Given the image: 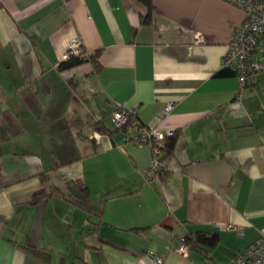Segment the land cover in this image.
<instances>
[{
  "label": "crops",
  "instance_id": "0c3cea01",
  "mask_svg": "<svg viewBox=\"0 0 264 264\" xmlns=\"http://www.w3.org/2000/svg\"><path fill=\"white\" fill-rule=\"evenodd\" d=\"M150 1L143 23L139 0H0V264H234L264 235V74L237 98L223 65L243 12ZM75 37L97 70L59 67ZM117 109L173 131L165 170L147 177L150 145L94 129ZM197 231L217 246L181 255Z\"/></svg>",
  "mask_w": 264,
  "mask_h": 264
},
{
  "label": "built area",
  "instance_id": "2783aa9c",
  "mask_svg": "<svg viewBox=\"0 0 264 264\" xmlns=\"http://www.w3.org/2000/svg\"><path fill=\"white\" fill-rule=\"evenodd\" d=\"M231 4L243 12L242 21L236 25L228 42V49L223 59V65L233 71L237 78L236 97L242 91L257 82L258 76L264 74V0H229ZM83 48L78 38H73L66 49L65 59L71 56L83 55ZM85 55V54H84ZM168 109V108H167ZM110 120L115 127H120L127 121L134 134H125L126 140L152 147V158L145 175L149 178L159 170H165L161 161L162 148L166 137L173 131L163 132L154 126L142 125L134 110L117 109L112 112ZM178 252L186 256L188 247L184 242ZM154 264H162L163 258L152 256ZM234 264H264V235L251 245L239 250L232 258Z\"/></svg>",
  "mask_w": 264,
  "mask_h": 264
},
{
  "label": "trees",
  "instance_id": "16d2710c",
  "mask_svg": "<svg viewBox=\"0 0 264 264\" xmlns=\"http://www.w3.org/2000/svg\"><path fill=\"white\" fill-rule=\"evenodd\" d=\"M147 7V13L143 16L142 22L148 23L150 21V13L152 9V4L150 0H139ZM83 55H77V56H71L59 63V67L66 68L70 66H74L76 64L81 63L85 59H89L93 65L94 69L97 70L99 68V64L97 62L96 55L89 56L86 55V52L81 53ZM85 54V55H84ZM225 67V66H224ZM227 70H229L232 74L233 71H231L229 68L225 67ZM226 71V70H224ZM94 129L100 133H106V134H113L115 132H121L123 134H130L132 132L130 123L127 121L120 127H115L114 130H109L103 125L96 124L94 126ZM174 134L168 136L164 140V146L162 148V156L168 155L172 147L174 145L175 138L173 137ZM54 192V191H53ZM72 202L82 208L83 210L96 215L98 218L101 217L102 210H103V202H98L93 199L90 192L86 189H81L77 192L75 197L73 198ZM184 242L187 245V247L191 250L202 252L203 254L209 253L214 247L218 244V236L217 234L206 232V231H197L196 233H190L187 234L186 237H184Z\"/></svg>",
  "mask_w": 264,
  "mask_h": 264
},
{
  "label": "rangeland",
  "instance_id": "374dc122",
  "mask_svg": "<svg viewBox=\"0 0 264 264\" xmlns=\"http://www.w3.org/2000/svg\"><path fill=\"white\" fill-rule=\"evenodd\" d=\"M114 125V124H113Z\"/></svg>",
  "mask_w": 264,
  "mask_h": 264
}]
</instances>
